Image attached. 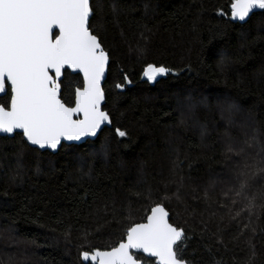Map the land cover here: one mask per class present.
Instances as JSON below:
<instances>
[{"label":"trees","instance_id":"obj_1","mask_svg":"<svg viewBox=\"0 0 264 264\" xmlns=\"http://www.w3.org/2000/svg\"><path fill=\"white\" fill-rule=\"evenodd\" d=\"M230 3L92 0L90 23L110 57L103 87L112 126L57 153L30 146L21 133L0 136V264H14L2 250L11 254L18 240L41 264H85L81 252L117 246L155 203L184 229L176 247L192 264H264V200L257 198L249 218L244 202L228 194L234 184L224 181L229 167L264 147V10L242 24L232 21ZM147 63L170 72L149 82ZM82 86V76L66 70L61 99L74 105ZM9 99L8 89L0 104ZM228 104L236 106L231 121L256 137L253 154L227 151L231 140L246 149V136L222 111ZM116 128L127 136H116ZM260 191L258 177L250 192Z\"/></svg>","mask_w":264,"mask_h":264},{"label":"snow or ice","instance_id":"obj_2","mask_svg":"<svg viewBox=\"0 0 264 264\" xmlns=\"http://www.w3.org/2000/svg\"><path fill=\"white\" fill-rule=\"evenodd\" d=\"M229 7L233 20L245 21L254 9L264 10V0H231ZM92 16L91 0H0V92L10 90L8 106L0 104V132L11 134L20 129L31 145L56 150L64 140L94 137L102 125L111 123L103 107V80L110 57L94 34ZM54 28L58 33L53 32ZM137 52L143 55L144 49ZM66 66L83 73V86L75 90L74 106L61 99L60 81ZM169 72L163 64L147 63L142 75L153 82ZM124 79L131 83L126 76ZM116 87L123 89L125 84ZM235 109L232 104L222 108L228 123ZM186 111L191 118L190 104ZM114 132L118 137L127 136L120 128ZM253 142L256 137L247 144ZM227 151L235 150L229 144ZM242 153L244 147L236 155ZM258 177L264 178V147L234 165L235 184L228 190L244 202L241 211L246 210L249 218L257 207V198L264 200V191L250 192ZM240 214L236 212L232 219ZM244 227H250V222ZM184 237V229L170 222L164 203H155L144 222L127 227L126 238L117 246L93 248L80 256L91 264H141L133 251L142 250L157 258L158 264H192L176 247Z\"/></svg>","mask_w":264,"mask_h":264},{"label":"rangeland","instance_id":"obj_3","mask_svg":"<svg viewBox=\"0 0 264 264\" xmlns=\"http://www.w3.org/2000/svg\"><path fill=\"white\" fill-rule=\"evenodd\" d=\"M185 113H186V111H184ZM187 121H189L188 120V116L186 115L185 117H184V123H187ZM230 124H232V126L237 130V131H239V132H243L244 133V135L246 136V139H245V142L243 143L245 146H246V149H245V154H247V153H249L250 154V152H251V148L252 147H254V148H256L257 147V140H256V142H253L251 145H248L247 144V142L250 140V138H252V133H251V130H249L246 126H244V125H241L238 121H236V120H232L231 121V123ZM230 144L233 146V148H234V152L232 153L233 155H235L236 154V152H238L239 151V144L238 145H235L234 144V142L231 140V142H230ZM237 146V147H236ZM252 153V152H251ZM253 154V153H252ZM254 155V154H253ZM253 155H247L248 157H252ZM255 156V155H254ZM231 160V162L232 163H234L235 162V160L236 159H230ZM243 162V160L242 161H239V162H237V164L238 163H242ZM249 162H250V160H249ZM229 169L231 170V175H229V176H227V178H225V186H229L228 185V182H229V184H235V181L233 180V167L231 166V167H229ZM227 179V180H226ZM221 181H222V179H220ZM224 183V182H223ZM231 188L233 187V186H230ZM230 188H228V190H229ZM228 194H230V196L231 197H233V199L234 200H236L237 202H239V203H242V201L241 200H239V198H236L235 196H234V194L232 193V192H228ZM244 205V204H243ZM245 206V205H244ZM15 238V237H14ZM11 242H13L12 244H11V249H10V251H11V254L9 255H6L5 253H4V250H2V256H3V258H4V260H6L7 262H9V261H11V262H13L14 264H17V263H19V264H28V262L30 261L31 263L30 264H41L40 262V260H38L37 259V257H36V255H35V253H34V251L32 250V247H31V245L30 244H28V243H25V242H20V240H18V241H11ZM13 254H15L14 256H17L18 254H20L23 258H22V260H18V262H17V260L15 259V257H13ZM37 260V261H36ZM5 261V262H6ZM39 261V262H38ZM11 262H9V263H11Z\"/></svg>","mask_w":264,"mask_h":264},{"label":"water","instance_id":"obj_4","mask_svg":"<svg viewBox=\"0 0 264 264\" xmlns=\"http://www.w3.org/2000/svg\"><path fill=\"white\" fill-rule=\"evenodd\" d=\"M91 2H92V0H91ZM251 14L252 13H250V15H249V17L248 18H246V20L245 21H239V20H233L232 18V21H234V22H239V23H246L247 21H248V19L250 18V16H251ZM53 32L54 33H58V29H53ZM109 64H110V59H109ZM109 64H108V66H107V69H106V72H105V77H104V80H103V85H104V82H105V80H106V78H107V75H108V68H109ZM66 70H68V71H70L72 74H79V75H81L82 76V78H83V73L82 72H80L79 70H74V69H71V68H68L67 66L65 67V70L63 71V74H62V77H61V80L64 78V73H65V71ZM61 82V81H60ZM7 92H8V89L6 88V90H5V92H0V96H3V95H6L7 94ZM106 102V101H105ZM105 105V104H104ZM104 105H103V107H104ZM72 106H74V105H72ZM110 119H111V117H110ZM112 126V120H111V123L110 124H104V125H102L101 126V129H99L98 130V132H97V135L96 136H94V137H92V136H88V137H84V138H82L80 141H66V140H64V141H62L61 142V145L56 149V150H52V149H49V148H44V149H41V148H39V146H37V145H31L29 142H27L30 146H32V147H35V148H38V149H40V150H48V151H50V152H52V153H57L58 151H59V149L61 148V146L65 143V144H82V143H85V142H87V141H89V140H95L98 136H99V134L101 133V131L105 128V127H111ZM16 133H21L22 134V130H20V129H17V130H15V132H13V133H11V134H9V133H5V132H0V136H9V137H12V136H14ZM24 139L26 140V138L24 137ZM27 141V140H26ZM167 209V208H166ZM168 210V209H167ZM169 212V211H168ZM169 214H170V212H169ZM144 222V221H143ZM170 222H171V220H170ZM141 223V222H140ZM125 238H126V236H125ZM134 253H141V254H143L144 256H146V257H148V258H154L155 259V262H156V264H158V260H157V258H155V257H152V256H150L149 254H147V253H144L142 250H134L133 251V254ZM135 255V254H134ZM82 259V258H81ZM138 260H140V259H138ZM83 261V260H82ZM141 261V264H143V261L142 260H140ZM83 263H85V264H91V262H85V261H83Z\"/></svg>","mask_w":264,"mask_h":264}]
</instances>
